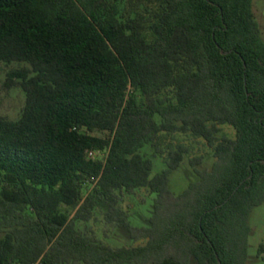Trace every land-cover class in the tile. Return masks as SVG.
<instances>
[{
    "label": "trees",
    "instance_id": "1",
    "mask_svg": "<svg viewBox=\"0 0 264 264\" xmlns=\"http://www.w3.org/2000/svg\"><path fill=\"white\" fill-rule=\"evenodd\" d=\"M0 62L24 64L8 78L25 93L18 119L0 117V264H248L264 204L253 0H0ZM176 134L213 149L180 194L190 150L165 144ZM142 188L154 199L137 227L121 197ZM96 210L147 243L90 237L79 223Z\"/></svg>",
    "mask_w": 264,
    "mask_h": 264
},
{
    "label": "rangeland",
    "instance_id": "2",
    "mask_svg": "<svg viewBox=\"0 0 264 264\" xmlns=\"http://www.w3.org/2000/svg\"><path fill=\"white\" fill-rule=\"evenodd\" d=\"M253 11L257 22L260 25L262 37L264 39V0H253ZM24 67L23 63L6 64L0 62V117L16 120L20 117L25 105V93L15 83L9 80L11 72ZM223 135L234 139L235 130L230 125H220ZM94 135L109 138V132H95ZM181 143L189 147V154L182 164L180 170L171 177V188L175 194H180L194 178L191 159H200L198 166H209L213 161V149L202 140H195L189 134L170 135L165 144ZM147 154L152 150L148 149ZM155 172L163 169L164 161L161 156L155 160ZM93 185H89L91 189ZM88 192V191H86ZM154 195L147 188L137 190L133 195H122L121 207L132 217L135 226L146 225L150 216V209ZM74 215V214H73ZM251 235L249 237V261L248 264H264V204L253 210L250 217ZM79 228L90 237H93L113 248L143 246L148 239L139 237L131 239L128 233L118 229L115 224H111L101 210L93 212V217L88 222L79 223Z\"/></svg>",
    "mask_w": 264,
    "mask_h": 264
},
{
    "label": "built area",
    "instance_id": "3",
    "mask_svg": "<svg viewBox=\"0 0 264 264\" xmlns=\"http://www.w3.org/2000/svg\"><path fill=\"white\" fill-rule=\"evenodd\" d=\"M105 151L103 152V151H89L88 153H87V155H88V158H90V159H96V158H102L104 155H105Z\"/></svg>",
    "mask_w": 264,
    "mask_h": 264
}]
</instances>
